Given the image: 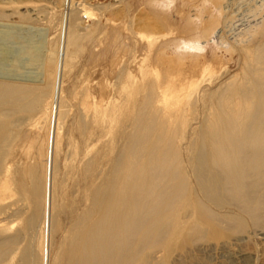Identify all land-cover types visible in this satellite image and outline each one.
<instances>
[{
  "label": "bare ground",
  "instance_id": "1",
  "mask_svg": "<svg viewBox=\"0 0 264 264\" xmlns=\"http://www.w3.org/2000/svg\"><path fill=\"white\" fill-rule=\"evenodd\" d=\"M24 1L26 3L28 0H0V20L18 21L17 17L24 16V14L19 12L17 7ZM36 1H44L46 4L53 3V0ZM145 1L152 2L151 4L159 7L156 2L159 0ZM201 1V5L209 2V0ZM172 2L175 0H163L162 3L166 6L163 10L168 9ZM180 2L186 3L185 0H179ZM194 5L198 10L200 2ZM211 7L219 24V13L222 12L221 3L212 2ZM5 9L7 10L5 11ZM31 9L39 10L38 5H31ZM79 11H81L79 18H89L94 15V11L87 8L85 4H81ZM125 12L122 14L126 15ZM37 13L39 12L37 11ZM76 13L78 12L73 14L74 18L68 25L66 40L60 49L54 48L55 50H52L48 47L49 51L45 57L38 58L32 49L20 47L21 49L12 55L17 60L19 56L26 54L28 56L27 64H34V68L38 69L29 72L33 75L29 76L24 71V74L18 73L20 76H7L9 79L0 76V201L9 196V192L12 191L9 187L11 183L8 181L11 174L18 177L17 183L21 188L26 184V180H31L34 171L33 168L26 166V157L29 156V149L41 136L42 130L45 129L44 134L46 136L43 140H46L47 159L51 160L50 164L54 159V153L62 144V125L70 104H67L60 91L57 95L59 78L57 76L59 69L64 71L72 56L70 50L77 46L81 35L85 32L82 34L79 32ZM70 14L72 15L71 12ZM112 14L105 16L102 22L104 27H111V34L115 38L119 29L114 27H123L124 21L118 16L120 13L117 14L116 12L117 17H111ZM116 14L113 15L116 16ZM102 16L104 17V15ZM194 25L195 23H193ZM231 26L234 25L231 24ZM146 27L150 28L151 26L146 23ZM252 27H256L252 29L255 33L250 34L253 38L256 32L259 33V31L264 30V15L261 16L260 21L254 22ZM210 30L201 33L203 40L198 39L196 37L198 35L195 37L174 35L175 37L171 39L156 43L159 36L156 41L152 35H145L143 47L146 48L147 53L153 52L152 64H148L150 65L149 69L141 68L145 70L144 75H142L147 79L144 78L141 82L139 78L136 82L139 81L140 83L135 84L136 82L131 81V77H129L130 80L128 79V82L123 81L125 83L123 85H120L122 82L119 83L118 81L119 85L116 84L113 87L115 94L113 95L111 92L112 97L111 94L107 96L109 86L102 81L99 85L97 84L96 91H94L95 89L93 91L87 89L79 98L80 100L78 99L80 102L77 105L79 106L76 121L77 131L81 141H83L84 148H80L83 145L80 147L76 145L82 151L80 150L77 163L71 161L76 163L75 171L78 170L85 176L86 184L83 198L87 204L83 203L84 206L81 209L75 207L65 211L69 218V226L61 235L62 239L59 244L55 245V240L51 242L54 243L58 252L53 256L52 261L56 258L57 264H134L139 253V240H137L139 232L150 231L154 234L158 231V235L162 227L166 226L170 232H173L186 225L184 232L186 235L188 234L190 243L202 240L196 243L194 250L201 251L208 255V258L210 257L208 260L201 261L200 264H214L218 258H220L221 264H253V254L241 246V242L246 237V234L242 232L241 215L239 214L238 218L232 217L233 211L229 207L234 204L241 212L248 214L251 221L256 224L263 217L257 211L264 205V42H257L253 46H248L249 43L244 44L245 40H238L237 45L242 48L243 60L245 61L241 78L239 80L230 78L222 89L212 95L202 92L201 99L207 100L209 113L208 115L205 114L199 131L195 134L193 132L194 136L188 138L189 141L186 140L188 141L186 145L187 155L184 160L180 156L182 146L176 143V138L184 135L182 132V128L186 124L184 121L186 116L183 118L184 112L187 113L188 109L193 108L197 100V93L194 94L195 87L192 80L194 71L206 68L205 64L207 63L204 61H206L208 52L213 59H216L217 50L229 51L228 53H230L236 45V43L226 40L222 33L212 35ZM118 38L120 39V37ZM119 39L116 40L119 41ZM5 52L2 50L0 55ZM61 52L62 57L58 54ZM108 52L110 51H107V54ZM114 53L109 54L116 57ZM143 57L141 58L143 59ZM200 59H204V61L202 62ZM109 63L113 67L117 65L114 59H111ZM186 63L188 68L184 69ZM9 66L7 67L9 68ZM4 68L2 69L5 70ZM118 73L120 74V72ZM141 73L143 72L140 70ZM124 78L126 79V76ZM120 89H124L122 93L128 90L126 100L131 98L128 105L121 102L120 98L124 93L121 94ZM135 93L139 94L138 98H132ZM120 94L122 96L119 98ZM134 97L136 96L134 95ZM38 103H42V106L36 113L34 108V114L30 115L29 112H33L32 108ZM104 116L108 119H105ZM120 116L124 117L123 123L118 121ZM88 123L89 125L100 123L98 125H101L102 128L112 129L110 132L107 130L109 134L115 132L111 140L118 141L123 138L125 142L122 147L119 146L117 154L109 163V170L104 173L105 176L99 182L97 180L100 177V172L96 170V156L88 155L96 143L90 135L97 134L95 132L97 129L90 134L87 130ZM92 129L90 128L89 131ZM95 134L92 136L101 138ZM107 134L105 135L108 136L109 134ZM69 136L70 134L67 135L68 138ZM100 138H97L98 141ZM16 142L18 144L17 151H13ZM76 146L75 148L72 146L71 150L78 151ZM41 147L43 149L42 144ZM196 149L197 153L194 155ZM40 153L41 155H39ZM40 153H38L39 158L43 154ZM33 156L31 158H36ZM62 163L64 164L63 161ZM65 164L67 165L64 167L69 166L68 169L74 165L71 166L66 161ZM35 166L37 165L35 164ZM40 166L43 168L41 164ZM51 169V177L49 178L51 183L50 198L48 199V184L43 195L40 188L44 186V183L41 182L40 184H43L39 185L37 184L38 180L34 185L32 206L35 214L41 220L46 217L47 202L49 201L50 227L53 228L52 221L54 220L56 205L53 194L56 187L53 185L57 182V177L54 176L56 178L53 180L52 173L55 170L53 167ZM62 169L65 168H61V171ZM43 170L45 172V169ZM57 170L60 168L58 167ZM36 172L38 173L35 171V174ZM63 172L62 175L65 173ZM38 175V179L40 175L42 177V174ZM27 207L24 204H19L16 208L17 211L21 212L25 211ZM13 211L16 210L12 209L10 205L0 204V264H11L20 243L29 238L28 229H19L11 235L7 234L6 219ZM226 220L235 222L232 231L234 232L235 229L237 234L225 232V229L229 227L223 225L227 223ZM208 229L213 236L205 240L204 237H206L205 234ZM51 231L50 235L52 234ZM257 234H260L259 236L264 239L263 229H260ZM34 239L32 236L29 241H34ZM39 241H42L40 245H43V239L40 238ZM146 241L148 242V240ZM151 244H153L152 241ZM191 253L194 252L189 245L175 255L187 260ZM32 254L31 251H26L22 256V262L33 264L29 257ZM52 261L50 259L49 264H53Z\"/></svg>",
  "mask_w": 264,
  "mask_h": 264
},
{
  "label": "rangeland",
  "instance_id": "2",
  "mask_svg": "<svg viewBox=\"0 0 264 264\" xmlns=\"http://www.w3.org/2000/svg\"><path fill=\"white\" fill-rule=\"evenodd\" d=\"M185 1L186 3L182 4L181 2L179 3V0H175V2H172L170 4L168 9L163 10L166 8V6H164V4L162 3L163 0L156 1L159 7L157 5L151 4L152 2L148 3L145 0H119V1L118 0H53V3H47V4L44 1L42 2V1L31 0L29 2L28 0L26 1V3L24 1V3L19 4L17 7V10L24 14V16L17 17L19 22L18 21L11 22L7 19L0 20V32H1L0 33V52H2V50L6 51L5 53H2L0 55V60H1L0 63L1 62L3 63V64L1 63L2 65L0 64L1 66L0 76L5 79H9L7 77L9 75L20 76L18 75V73L24 74V71L26 72V74H29V76L33 75L32 73H29V72L31 70L37 71L38 69L34 68L35 67L34 64H27L26 60L28 56L26 54L21 55V57L19 56L17 60L12 55H14V53H16L18 49H21V48L24 49L26 47V49L27 48L32 49L33 51L32 50L31 51L35 52L38 58H42V57H45V54L47 53V51H49V48H52V50H55L54 48H56V50L60 49L62 45H64V42H65L64 40H66L65 35H67V30L69 28L68 25L70 24V21L73 20L72 19L74 18L73 14H75L76 11L78 13H76L75 17H77L76 19L78 22V29H80L79 32L82 34L85 31L81 35V38L79 39L77 46L73 47L70 50L72 52V56H71L69 63L64 68V71L60 69L58 71L57 77L59 78L57 82L58 84L57 85L58 86L57 95L59 94V91H60V94L62 93L61 95H64L62 97L66 99L67 104L68 103L70 104V106L68 105L69 109L66 112L67 114H65V116L63 115L65 119L62 125V131H63L62 139H61L62 144L60 145V148L58 149L57 152L54 153L55 154L53 155L54 159L52 160V164H50L51 160L47 159L48 153H47L46 146H45L46 140L45 141L43 140L45 139V136H46V134H44L45 129L44 131L42 130V132H40L41 136L38 137L37 139L38 141L36 140L33 147L29 149L30 154L28 152L29 156L27 155L28 157H26V166L33 168V171H34L33 176L34 175L35 176L34 177L32 176L31 180L30 179L26 180V184L22 186L21 188L20 185H18L17 183L18 177L11 174L8 181L11 183L9 187H11L12 191L9 192L10 194L9 196H6L5 199L0 201V204L10 205L12 209L16 210V211L11 212L6 219V223L8 227L7 234L11 235L12 233H14L15 231L19 229H28V232H29L28 240L20 243L19 245L20 247L17 250L15 256L13 257L11 264H25L24 262H22L23 261L22 256L26 253V251L27 252L31 251L33 253L32 256L29 255V257L32 259L33 264H49L50 259L52 261L53 256L57 252L54 246V243L55 245L59 244V242L62 239L61 235L65 233V229L68 228L69 226V218H68V215L66 216L65 211L68 210V208L73 209L75 207H78L81 209L83 208L84 204H87V201L84 202L85 198H83V195L85 194V184H86L85 176L82 172H79L78 170L75 171L74 169V166L77 163V159L79 158L78 156L80 152L82 151L81 149L84 148V145L82 144L83 141H81V137L79 135V132L77 131L78 129H77V122H76L77 117H78V109H79V106L77 105H79V102H80L79 98L82 97V94L87 89H90L91 91L95 89L94 91H96L97 86L102 81H103L102 83H106L109 86V88L107 89V93H106L107 96H110L111 92H113L112 94L114 95L115 91L113 90V87H115L116 84L119 85L120 82H122L120 85L125 84L124 83L125 81H127L128 79L130 80L129 77H131V81H133L134 83L136 82V80H139V78H140L139 81L142 82L145 78L143 76L144 71L146 69H149L150 65L148 64H152L151 59L153 55V52H148L149 53L148 54L146 51V48L143 47L145 43L144 39H146L144 38L145 35H152V37H155L156 41L158 39V36H159V39L162 37L160 39V42L158 39L157 42L155 41L156 43H162L163 41L171 39L175 37L176 35L177 36L180 35L182 37H188V36L195 37L196 35H198L196 37L200 40H203V36H201V33L206 32L210 30L211 28H213V30L209 31V32H212V35L222 33L223 37L226 40L230 41L231 43L233 42L234 44L236 43V45H234L235 46L234 49L230 51V53H228L229 51L225 52V51L217 50L216 52L217 57H215L216 59H213L212 56L208 52L205 58L206 61H204V59H200V61L202 62L204 61L207 63V64L204 63L206 65V68L197 69L193 73L194 78L192 80L194 81L193 86L195 87L194 94L197 93V98H196L197 100L193 108L191 107V109H188L187 113L184 112L183 118H185L184 116H186V118L184 119V121H186V124L183 126L184 128H182L183 130L181 129L184 135L179 136V138L178 137L176 138V143L182 146V152H181L182 154L180 155L182 160H184V158H186V155H187L186 145L189 141L188 138H191L192 136H194V134L197 131H199V129L202 127L201 123L203 122L205 116L208 115L209 113V110H207V108L209 109L206 103L207 100L205 101L203 98L201 99L202 92L203 94L210 93L212 95L218 90L222 89L230 78H234L235 80H239L241 78V75L243 72L242 69H243V66H245V61L243 60L242 48L240 47V45H237V42H239L238 40L243 39L246 41V42L244 41V44L249 43L248 46L249 45L253 46L257 42H264V30L261 32L259 31V33L256 32L253 38H252V35H250L252 33H255L253 32L252 29L256 28V27L255 28L252 27V24L256 21H260L261 16L264 15V0H231V1L230 0H209L208 3L202 4V5H201L202 3L201 0H185ZM215 1L220 2L221 7H222V12L219 13V18H218L219 24H218V21L216 20L217 16L215 15L213 8L211 7L212 2H215ZM199 2H200V5L198 6V10H197L194 4L199 3ZM81 4H85L87 8H91V10L94 11V15H92L89 18L87 17L79 18V14L81 13V11H79V8L81 7ZM31 5L32 6L38 5L39 10L38 9L36 10L39 13H37V11L35 10H32L34 9V7H32L31 9ZM7 9H5V11ZM70 12L72 13V15L70 14ZM116 12L117 14L120 13L118 16L121 17L122 21H124L123 22L124 26L114 27L117 30L119 29L118 30L119 32H117L118 35L114 38V35L112 36L111 34V27H104L102 21H103V18H105V16H108L110 13L116 14ZM122 12H125L126 15L124 13L122 14ZM99 13L104 15V17L100 15ZM113 14L110 16L117 17V14L116 16H114ZM122 18H124L125 20ZM230 19H231V22H229ZM18 23H19V26H18ZM146 23L149 24L151 27L150 28L146 27ZM193 23H195L194 26H193ZM231 24L234 26H231ZM208 26H213V27H208ZM170 29H172L171 30L172 34H171V31H169ZM147 30L149 31L147 32ZM118 37H120V39ZM116 39H119V41ZM135 40L137 43L135 42ZM107 51H110V52H108L107 54ZM112 51L115 52L114 55L116 54L115 55L116 57L111 55L113 54ZM58 54L62 57V52ZM4 56L5 58H2ZM141 57H143V59ZM190 58H192V56H190ZM111 59L116 60L117 65H115L114 67L111 66L109 63L111 62ZM6 65L7 66L10 65L9 68ZM2 68H4L5 70H3ZM141 68H145V70ZM186 68H188L187 63L185 64L184 69ZM17 69H18V72H17ZM80 69H83V70H80ZM140 70L143 73L140 74ZM118 72H120V74ZM125 76H126V79L124 78ZM139 81H137L135 84L140 83ZM77 89H79L78 92H77ZM122 91H124V89L122 90L120 89L121 94L124 93V95L122 96L120 94L119 98L122 96L120 98L121 102L123 104L127 103L128 105V102H130V99H131V98H128V100H126V98L128 97L127 96L128 90H126L123 93ZM112 94H111V97H112ZM134 95L136 97H134ZM134 95L132 98H138L139 96V94L137 93H135ZM77 100H78V103L76 104ZM73 104H75L76 107ZM41 106H42V103H38L37 105H34V107L32 108L33 112L30 111L29 114L30 115L34 114V108H35V113H36V111H38ZM124 107L126 109V106ZM121 117L123 116H120V118H118V121L120 120L121 123H123L122 121L124 120V117L123 118ZM104 118L108 119L105 116ZM179 121H182V119H179ZM98 124L92 123L89 125L88 123V126H87L88 128L87 130L90 134H92L94 130L97 129L95 130L97 134L95 133L93 134L97 136H101V138H103L101 139L100 137H97L101 139V140L99 139L98 141L96 136L95 137L92 136L93 134L90 135L92 139L93 138L95 139L94 142L96 141V143H94V146L91 148V151L88 152V155L90 156L92 154L96 156L95 157L96 170L100 172L99 173L100 177L98 178L97 182H99V180L103 176H105L104 173H106L109 170V163L111 159L117 154L119 146L122 147L123 144H125L123 138H120V140L118 141H112L111 137H113V134L115 132L113 131L114 132L113 134L112 133L109 134L110 130L112 129L108 130V128L106 127L107 130L109 131L107 132L105 128H102V126ZM90 128L91 129L93 128V129L89 131ZM66 134L67 135L70 134L69 138L67 137ZM105 134H107L108 136H106ZM88 142L90 141L88 140ZM14 144L15 145L13 147L14 148L13 151L17 149L16 147L18 145L17 142ZM41 144L43 146V149L41 147ZM76 145H79V147L82 145L83 146L80 147L81 148L80 149ZM72 146L74 148L76 146L78 148V149L76 148L78 151L73 149L74 152H71L73 151L71 150L73 148ZM68 147L69 149H67ZM39 151L43 153L42 157L40 158H39V155H41V153ZM45 151H46V154H45ZM38 153L40 154L38 155ZM196 153H197V149L194 151V155ZM32 155H34L33 157L36 156V158H31ZM73 157L75 160L72 159ZM43 160H44V163H43ZM71 160L76 161V163H72ZM62 161L64 162V164L62 163ZM65 161L66 163H70L71 166L73 164L74 165L70 169H68L69 166L64 167V165H67L65 164ZM35 164L37 166H35ZM40 164L42 165L43 168H41ZM38 165L40 166V168ZM50 167L51 168L53 167V170H55V172L53 171L52 173L53 180L54 178L57 177L56 178L57 182L54 181L56 183L53 185V187H56L55 190L53 188L54 190L53 194L55 197L54 202L56 204L55 212H54V220L52 221V223L54 224L53 228L50 227L51 221L49 218L50 217L49 214L51 213L49 211L50 210L49 201L47 202L46 217L41 220L35 214L34 208L32 206V195L34 193V185L36 184L38 180L39 182L37 184L42 185L44 183L43 184L44 186L43 187L41 186L42 188H40L41 189L40 192L43 195L46 192L45 188H47V184H48V196H49L48 199L50 198L51 183H50L49 178L51 177V170H52ZM58 167L60 168V170H57ZM61 168H65V169H62L61 171ZM43 169H45L46 173L44 172ZM64 170H67V171H64ZM35 171H38V173L36 172L37 175L35 174ZM70 171H71V174H70ZM62 172L64 173L63 175L61 174ZM55 173L57 174L55 175ZM38 174H42V177L46 180H44L41 177V175H40V178L38 179L37 177L39 176ZM34 178H35V181H34ZM48 179H49V182H48ZM41 182L43 183L40 184ZM19 204H24L25 206H28V207L25 211L19 212L17 211V208H16ZM229 208L233 211L232 217L238 218L240 214L241 219L243 221V227H242L243 231L242 232L246 234V237L241 242V246L253 254V264H264V239H262L259 236L260 234L259 235L257 234V232L260 229L264 230V205L257 211V213L259 212L260 215L263 216L261 221L258 222L257 224L252 222L249 215L241 212L237 206L235 207L234 204L230 205ZM227 223H224L223 225L225 227L229 226L227 229L229 230L230 233L227 232L228 231L227 229H225V232L228 234H235L236 233L235 229H234V232L232 231L233 226L235 225V222L227 221ZM185 226H182V229L178 231L176 230L173 232H170V229H168V227L165 226L160 229V232L158 235H157L158 231H156L154 234L151 233L150 231L149 232H139L137 234V237H138L137 240H139V245H138L139 253L136 256V259L134 260V264H200L201 261L208 260L210 258V257L208 258V255L203 254V252L201 251L194 250L196 247V243L202 240L194 242V243H190L191 241H189L188 239V234L186 235L184 232V230L186 229ZM50 231L52 233L51 235H50ZM210 235H211V232L208 229L205 234L206 237H204V239L206 240L213 236V235L211 236ZM32 236L35 239L34 241L30 242L29 240L32 238ZM40 238L43 239V245H40V243L42 242V241H39ZM157 238L159 239L157 240ZM37 240L39 243L37 242ZM53 240H55V242L51 243L53 242ZM146 240H148V242ZM151 241L153 244H151ZM189 245L194 252V253H191V256L189 259L185 260L175 255V253H178V251L184 250ZM216 260L214 264H221V262L219 261L220 258ZM52 263L57 264V259L55 258L54 261H52Z\"/></svg>",
  "mask_w": 264,
  "mask_h": 264
}]
</instances>
